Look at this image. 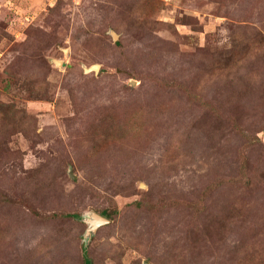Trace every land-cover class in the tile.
<instances>
[{
  "label": "rangeland",
  "instance_id": "1",
  "mask_svg": "<svg viewBox=\"0 0 264 264\" xmlns=\"http://www.w3.org/2000/svg\"><path fill=\"white\" fill-rule=\"evenodd\" d=\"M85 260L264 264V0H0V264Z\"/></svg>",
  "mask_w": 264,
  "mask_h": 264
},
{
  "label": "water",
  "instance_id": "2",
  "mask_svg": "<svg viewBox=\"0 0 264 264\" xmlns=\"http://www.w3.org/2000/svg\"><path fill=\"white\" fill-rule=\"evenodd\" d=\"M112 37L114 39H116V35L114 33H111ZM85 71H93L94 73H96L99 70V66L98 65H92L89 68H85ZM88 223V229L86 230L85 233V238H89L90 235L96 230L97 226L107 223V220L103 217H101L100 215L97 214H91L90 217H88L85 220Z\"/></svg>",
  "mask_w": 264,
  "mask_h": 264
},
{
  "label": "trees",
  "instance_id": "3",
  "mask_svg": "<svg viewBox=\"0 0 264 264\" xmlns=\"http://www.w3.org/2000/svg\"><path fill=\"white\" fill-rule=\"evenodd\" d=\"M102 215H104V214H102ZM85 263H86V264H89V260H85Z\"/></svg>",
  "mask_w": 264,
  "mask_h": 264
}]
</instances>
